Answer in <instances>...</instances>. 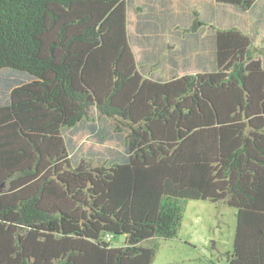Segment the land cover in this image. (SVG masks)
I'll use <instances>...</instances> for the list:
<instances>
[{"label":"trees","instance_id":"16d2710c","mask_svg":"<svg viewBox=\"0 0 264 264\" xmlns=\"http://www.w3.org/2000/svg\"><path fill=\"white\" fill-rule=\"evenodd\" d=\"M127 10L0 0V73L25 75L0 85V264H152L188 201L206 199L236 209L227 263L264 264V52L227 25L213 67L162 78L136 59ZM98 119L125 151L75 167L64 131Z\"/></svg>","mask_w":264,"mask_h":264},{"label":"rangeland","instance_id":"374dc122","mask_svg":"<svg viewBox=\"0 0 264 264\" xmlns=\"http://www.w3.org/2000/svg\"><path fill=\"white\" fill-rule=\"evenodd\" d=\"M127 11L128 32L136 59L145 68L153 66L152 70L162 78L169 76L171 70L183 74L213 67V35L217 29L231 24L244 26L253 35L251 53L254 57H263L264 0L246 11L215 0H128ZM194 19H201L205 24L193 30ZM145 21L154 25L143 26ZM138 22L143 29H138ZM146 50L154 53L145 55ZM15 78L25 80V75L4 70L0 73V85ZM91 125H95V130ZM111 127V120H86L64 131L65 137L71 140L75 167L95 166L123 154L125 132L116 134ZM235 212V208L223 202L189 200L178 235L157 240L152 264H228ZM124 239L123 235H117L112 243L117 246Z\"/></svg>","mask_w":264,"mask_h":264},{"label":"crops","instance_id":"0c3cea01","mask_svg":"<svg viewBox=\"0 0 264 264\" xmlns=\"http://www.w3.org/2000/svg\"><path fill=\"white\" fill-rule=\"evenodd\" d=\"M237 25V24H236ZM237 26H239V25H237ZM242 27H244V26H242ZM246 29V28H245ZM247 30V29H246ZM154 53V52H153Z\"/></svg>","mask_w":264,"mask_h":264},{"label":"water","instance_id":"95a60500","mask_svg":"<svg viewBox=\"0 0 264 264\" xmlns=\"http://www.w3.org/2000/svg\"><path fill=\"white\" fill-rule=\"evenodd\" d=\"M78 169H80V168H78Z\"/></svg>","mask_w":264,"mask_h":264}]
</instances>
